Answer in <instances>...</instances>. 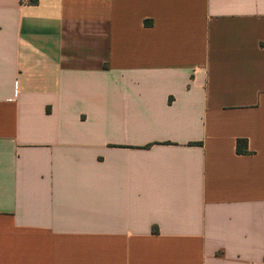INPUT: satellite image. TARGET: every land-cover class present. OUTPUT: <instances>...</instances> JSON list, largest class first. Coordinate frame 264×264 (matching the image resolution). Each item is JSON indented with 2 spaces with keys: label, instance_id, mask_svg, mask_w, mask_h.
<instances>
[{
  "label": "crops",
  "instance_id": "0c3cea01",
  "mask_svg": "<svg viewBox=\"0 0 264 264\" xmlns=\"http://www.w3.org/2000/svg\"><path fill=\"white\" fill-rule=\"evenodd\" d=\"M0 264H264V0H0Z\"/></svg>",
  "mask_w": 264,
  "mask_h": 264
},
{
  "label": "trees",
  "instance_id": "16d2710c",
  "mask_svg": "<svg viewBox=\"0 0 264 264\" xmlns=\"http://www.w3.org/2000/svg\"><path fill=\"white\" fill-rule=\"evenodd\" d=\"M236 151L239 154H249L247 141L239 139L236 144Z\"/></svg>",
  "mask_w": 264,
  "mask_h": 264
},
{
  "label": "built area",
  "instance_id": "2783aa9c",
  "mask_svg": "<svg viewBox=\"0 0 264 264\" xmlns=\"http://www.w3.org/2000/svg\"><path fill=\"white\" fill-rule=\"evenodd\" d=\"M37 0H21L22 3H32Z\"/></svg>",
  "mask_w": 264,
  "mask_h": 264
}]
</instances>
